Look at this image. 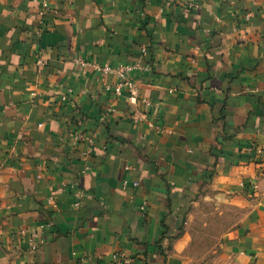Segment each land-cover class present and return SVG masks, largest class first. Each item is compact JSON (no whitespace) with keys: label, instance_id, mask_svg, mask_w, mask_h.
I'll list each match as a JSON object with an SVG mask.
<instances>
[{"label":"crops","instance_id":"obj_1","mask_svg":"<svg viewBox=\"0 0 264 264\" xmlns=\"http://www.w3.org/2000/svg\"><path fill=\"white\" fill-rule=\"evenodd\" d=\"M184 4L0 0V264H264V0Z\"/></svg>","mask_w":264,"mask_h":264},{"label":"built area","instance_id":"obj_2","mask_svg":"<svg viewBox=\"0 0 264 264\" xmlns=\"http://www.w3.org/2000/svg\"><path fill=\"white\" fill-rule=\"evenodd\" d=\"M184 6L187 10L194 11L198 8L197 0H185ZM147 57H148L147 50L142 49L141 55L137 60L135 66L125 65L117 70L111 69L107 66L105 67L94 66V69L98 74L102 75V78L104 77L103 80L105 84L104 88L106 89V91L114 95L116 99H120L123 93L125 91H128L130 93V100L136 102L139 99L138 86L134 82L129 80V78L127 77V73H130L135 68L138 71H142V72L148 71L149 66L143 64V61H145ZM78 63L79 65H83L81 61H79ZM111 77L117 78L114 84L109 82ZM141 102L148 107L151 106L150 101L146 98L141 99ZM110 113H113V109L108 110L107 114ZM105 120H106V116H104L101 121L104 122ZM141 121H143V119H141L140 117L133 116L134 123L138 124ZM148 126L150 128L158 129V127H156L152 122H148ZM70 139L72 144L75 145L81 144L84 146L85 150H83L82 153V156L84 158H88L91 156V154H93L95 149V142H96L93 136H88L83 131L76 128L72 131ZM138 186H139L138 183L134 184V187H138ZM112 259L115 264H131V260L122 252L115 253Z\"/></svg>","mask_w":264,"mask_h":264},{"label":"trees","instance_id":"obj_3","mask_svg":"<svg viewBox=\"0 0 264 264\" xmlns=\"http://www.w3.org/2000/svg\"><path fill=\"white\" fill-rule=\"evenodd\" d=\"M148 54H150L149 51H148Z\"/></svg>","mask_w":264,"mask_h":264}]
</instances>
